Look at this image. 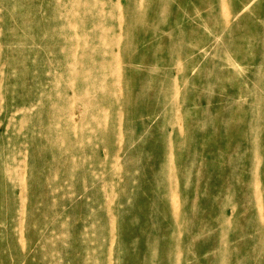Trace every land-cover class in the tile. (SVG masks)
<instances>
[{"label":"rangeland","instance_id":"1","mask_svg":"<svg viewBox=\"0 0 264 264\" xmlns=\"http://www.w3.org/2000/svg\"><path fill=\"white\" fill-rule=\"evenodd\" d=\"M53 4L0 2V264H172L176 240L181 242L178 263L217 264L216 245L209 243L204 251L202 242L219 227L221 212L232 218L234 210H203L210 179L220 178L224 195L235 188L229 192L238 202L235 214L244 212L230 226L239 238L231 240L232 249L240 247L237 241L245 232L251 237L247 214L255 215L254 204L242 206L238 198L245 197V185L256 168L264 207V128L258 142L262 161L255 168L249 145L252 119L264 118V104L252 107L255 93L264 87V0H226L229 17L214 19L206 16L217 8L214 0L146 4L150 17L136 31L135 42L143 43L147 28L156 27L159 37L172 30L189 32L182 55L186 73L171 63L165 45L149 60L129 64L123 86L124 95L128 90L134 95L129 109L135 118L127 124L124 114L125 131L112 137L110 149L99 144L94 157L86 152L91 162L87 166L80 167L81 159L75 158L74 170L48 164L46 153L32 140L40 135L35 117L40 102L32 96L42 85L49 89L41 55L33 54L34 44L40 43L33 31L38 22L51 18L45 9ZM229 35L237 45L231 53L220 48ZM188 43L197 46L188 51ZM226 59L233 65H226ZM152 66H157L152 79L140 74ZM168 72L181 77L180 111L174 115L169 111L170 89L156 78ZM79 107L75 105L77 122L83 116ZM185 113L190 114L181 119ZM20 123L25 130L20 131ZM176 136L184 145L177 156L166 159ZM202 158L205 166L196 163ZM51 174L58 177L52 180ZM164 177L169 180L160 185ZM144 247L156 252L155 259L142 255ZM238 256L231 253L228 264L241 263Z\"/></svg>","mask_w":264,"mask_h":264},{"label":"bare ground","instance_id":"2","mask_svg":"<svg viewBox=\"0 0 264 264\" xmlns=\"http://www.w3.org/2000/svg\"><path fill=\"white\" fill-rule=\"evenodd\" d=\"M150 1L54 0L52 7L45 9L48 14L51 12V18L47 16L45 21L41 24L38 22L35 26L33 32L34 35H37L40 43L38 46L34 44L33 48L38 51L35 50L33 54L41 55L42 66L48 71L49 89L47 90L42 85L38 93L32 96L34 100L40 102L35 115L39 119L40 135L32 140L35 145L41 146L43 153H46L48 164L74 170L75 166H78L75 158L79 157L81 159L80 167H85L91 163L86 152L90 151L92 153H90V158H92L99 144L110 149L112 137L117 134L122 135V132L125 131L122 124L123 115L126 114L127 116V124L131 123V119L135 118L136 115L135 112H131L132 108L129 109L131 100L129 98L134 99V95L129 94V90L124 95L123 81L127 86L129 74L127 71L129 67L127 66L129 64L137 61V59L149 60L152 52H158L162 46L165 50V45L171 63L177 62L182 67L184 74L186 73L187 64H183L182 55L185 50V40L190 37L189 32L187 34L176 33L175 30H172L166 36L159 37L156 27L147 28L149 32L144 35L143 43L137 44L135 42L134 37L138 34L136 31L142 29L144 27L142 24L150 17L144 7ZM158 1L164 5L170 0ZM214 2H217V8L210 9L206 16H213V19L217 15L228 18L229 11L226 0H214ZM39 9L41 10L40 7ZM56 19H58L57 23ZM139 26L140 28H138ZM230 40L231 35H229V40L226 38L225 43L220 44V48L231 53L237 45L232 44L233 41ZM196 46L195 43L190 45L188 43L187 50H193ZM201 55L205 56L206 52H202ZM226 65H233L232 60L226 59ZM156 67L152 66L140 74L144 77L147 75L152 79ZM195 67L196 65L192 70H195ZM168 73L156 78L165 81L170 89V100L173 105L169 111L170 114L174 115L175 112L180 111L178 95L181 77L173 73L168 75ZM263 104L264 87H262V92L255 93L252 107L256 108ZM75 105L80 106L79 112L83 114L79 122L75 119ZM189 114L185 113L181 119ZM173 121L175 123V120ZM185 126L187 127L186 122ZM18 127L20 131L26 128L24 123H20ZM262 128H264V118H253L249 127L251 134L249 145L253 156V168L259 166L262 161L258 149ZM28 129L33 131L34 125L28 126ZM150 137L148 136V138ZM166 137L168 140H174L169 133ZM176 139L178 141H176L174 150L168 149L170 152L163 153L166 159L177 156L184 145L182 144L183 141L179 142L180 139L177 136ZM146 143L140 147H145ZM199 159L196 163L205 166L204 159L202 158L198 163ZM160 171L163 172V170ZM148 174L149 172L146 170L145 176ZM50 176L52 180L58 177L57 174ZM166 180L169 179L162 178L160 185L166 183ZM260 182V174L256 168L251 174L249 183L247 181L245 185V197L238 198L242 206L243 203H245L244 206L254 204L255 215L247 214L251 221L247 231L251 237H247L245 232L237 241L242 242L240 247L232 249L231 240L239 238L230 232V226L233 220L244 217V212L239 211L235 214V208H239L238 202H234L235 200L233 201L231 197L234 192L232 189L235 188L229 189L227 195H224L220 178L215 176L210 179V190L205 189L206 197L202 200L203 210L207 206L210 207L208 213L212 209L221 208V206L225 208L231 206L234 210L232 218L225 216V211L221 212L220 217H218L219 227L215 225L209 235V241L202 242L204 251L209 249V243L216 245L217 251L213 253V256L218 258L217 264H228L230 254L235 252L239 255L236 261L241 260V263L237 261L238 264H242L243 260H246L248 264H264V207L261 204L263 192ZM219 184L220 190L218 189ZM245 211L247 213L246 208ZM207 221L202 226L204 230ZM199 223L200 221L197 226ZM206 235L205 233L204 236ZM151 240L152 238L148 239V242ZM191 240L194 239L191 238ZM172 245L175 249L174 252L177 253L172 264H181L178 263V249L181 248L180 240L174 241ZM141 251H143V256L152 259L156 257V252L152 253L151 248L144 247ZM148 264H153V262Z\"/></svg>","mask_w":264,"mask_h":264}]
</instances>
